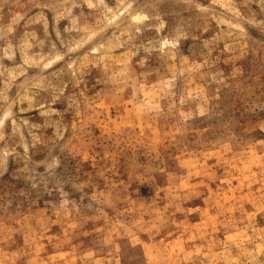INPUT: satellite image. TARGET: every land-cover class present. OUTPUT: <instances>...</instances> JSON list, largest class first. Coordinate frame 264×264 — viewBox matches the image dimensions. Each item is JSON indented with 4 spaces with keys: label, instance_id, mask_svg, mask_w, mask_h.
Segmentation results:
<instances>
[{
    "label": "rangeland",
    "instance_id": "rangeland-1",
    "mask_svg": "<svg viewBox=\"0 0 264 264\" xmlns=\"http://www.w3.org/2000/svg\"><path fill=\"white\" fill-rule=\"evenodd\" d=\"M0 264H264V0H0Z\"/></svg>",
    "mask_w": 264,
    "mask_h": 264
}]
</instances>
